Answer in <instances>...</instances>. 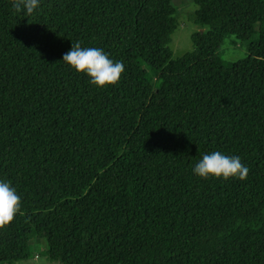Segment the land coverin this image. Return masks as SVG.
Wrapping results in <instances>:
<instances>
[{"label":"trees","instance_id":"obj_1","mask_svg":"<svg viewBox=\"0 0 264 264\" xmlns=\"http://www.w3.org/2000/svg\"><path fill=\"white\" fill-rule=\"evenodd\" d=\"M176 0H0V180L20 197L0 264L32 240L61 264H264V0H192V49L172 60ZM227 36L250 45L236 62ZM101 48L124 71L97 87L60 60ZM238 155L244 179L191 171Z\"/></svg>","mask_w":264,"mask_h":264},{"label":"clouds","instance_id":"obj_2","mask_svg":"<svg viewBox=\"0 0 264 264\" xmlns=\"http://www.w3.org/2000/svg\"><path fill=\"white\" fill-rule=\"evenodd\" d=\"M40 0H12V8L17 12L32 14L38 10ZM60 60L77 72H83L89 83L97 87L114 84L124 71L120 61H113L101 48L81 47L79 43L62 54ZM192 173L201 178L210 175L227 179L235 177L244 179L248 172L246 165L241 163L238 155H225L220 151L202 154L191 169ZM20 197L15 188L6 180H0V225L11 221L20 207Z\"/></svg>","mask_w":264,"mask_h":264},{"label":"rangeland","instance_id":"obj_3","mask_svg":"<svg viewBox=\"0 0 264 264\" xmlns=\"http://www.w3.org/2000/svg\"><path fill=\"white\" fill-rule=\"evenodd\" d=\"M177 16V26L171 35L169 48L172 52V60L184 55L192 49L191 36L198 28L194 21L190 20L189 13L198 6L192 0H176L174 2ZM255 37L249 41H239L234 36H227L223 45L217 50L216 56L222 62H236L250 53V45ZM44 240L35 239L29 244V255L24 260H17L8 264H61L50 259L45 254Z\"/></svg>","mask_w":264,"mask_h":264}]
</instances>
